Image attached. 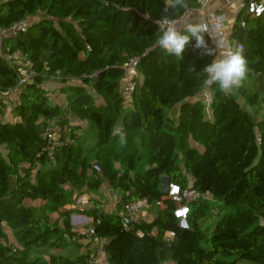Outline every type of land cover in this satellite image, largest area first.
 Instances as JSON below:
<instances>
[{
  "label": "trees",
  "instance_id": "obj_1",
  "mask_svg": "<svg viewBox=\"0 0 264 264\" xmlns=\"http://www.w3.org/2000/svg\"><path fill=\"white\" fill-rule=\"evenodd\" d=\"M167 3L0 0V27L32 20L26 31L5 37L0 50V92L21 91L13 121L3 117L0 100V146L6 147L0 152V264H87L90 250L64 252L81 249L87 238L71 222L82 211L73 206V194L97 191L104 181L119 196L117 210L141 198L158 209L153 221L130 229L97 203L87 211L95 236L109 240L104 264H264V117L241 102L255 111L263 107L264 13L232 27L235 47L244 45L247 77L224 94L200 72L218 52L208 33L214 56L194 49L195 40L182 59L156 45V20L165 18ZM195 4L186 0L166 15L179 18ZM9 51L32 61L30 78L19 87L18 66L2 55ZM135 56L140 80L128 103L124 65ZM53 77L66 93V108L54 105L43 87ZM71 116L89 124L72 125ZM48 121L62 138L75 140L57 147L53 158L41 138ZM163 176L182 187L191 181L201 193L188 204L185 225L162 190ZM205 195L224 207L211 230L204 227L212 211ZM167 232L174 233L169 240Z\"/></svg>",
  "mask_w": 264,
  "mask_h": 264
},
{
  "label": "built area",
  "instance_id": "obj_2",
  "mask_svg": "<svg viewBox=\"0 0 264 264\" xmlns=\"http://www.w3.org/2000/svg\"><path fill=\"white\" fill-rule=\"evenodd\" d=\"M196 4L193 7L188 8L185 13L175 20L177 21V27L182 29V22L188 15L194 13L198 24L206 29H214L217 24L220 25L219 34L214 38L217 42L222 39L228 47L235 48L234 41L231 38L230 23L231 16H235L236 21L245 26V17L247 15L261 16L264 13V0H223L222 9H211L212 0H195ZM164 18L156 20V23L161 25ZM32 24L30 17H26L19 22H16L9 27H0V50L5 37L9 35H16L20 32L26 31ZM4 58L12 65L18 66L19 70V85L24 84L30 78L29 67L32 65L27 54L19 53L17 51H9L2 54ZM140 56H135L130 61L125 63L124 68L126 74L124 77L125 83L123 85V92L126 101L130 103L131 95L135 86L139 83V77L135 74V70L138 66ZM262 96H263V109H264V77L262 79ZM205 102L209 107L210 99L206 97ZM210 108H208L209 110ZM41 138L47 141L46 150L51 158L54 156L55 149L59 146L67 147L75 142L73 138H62L60 136V130L56 127L54 121H48L42 128ZM176 204L174 214L180 220H186L189 203L201 197V193L198 192L192 185L182 187L181 185L170 183L169 191L167 193ZM204 196V195H203ZM207 195H205L206 197ZM159 205V202H157ZM152 204L148 198L136 199L126 202L118 211L117 214L122 218L123 226L130 229L133 224H141L145 222V218L142 215V211L151 207ZM185 225V224H184ZM77 229L81 234L87 236L90 244H92L93 253L87 264H104L107 261L106 245L109 242L108 238L95 236V228L91 224L85 228L81 226ZM174 236L173 232L166 233V240L171 239ZM173 264V263H164Z\"/></svg>",
  "mask_w": 264,
  "mask_h": 264
},
{
  "label": "clouds",
  "instance_id": "obj_3",
  "mask_svg": "<svg viewBox=\"0 0 264 264\" xmlns=\"http://www.w3.org/2000/svg\"><path fill=\"white\" fill-rule=\"evenodd\" d=\"M170 7L173 9L186 7V0H168L163 8L165 18L159 28L160 34L156 45L166 54L182 59L186 46L195 40L194 49H200L203 54L214 56V48L209 47L204 34L208 33L213 41L219 34L220 25L217 24L214 29L209 30L199 24L189 23L181 30L177 27V21L166 15ZM216 47L223 51L220 52L218 58H213L211 63L206 64L200 72L205 75L207 85L216 84L220 92L229 94L242 87L247 77L244 45L238 44L232 49L221 39ZM120 142L121 144L125 142L123 135H121Z\"/></svg>",
  "mask_w": 264,
  "mask_h": 264
},
{
  "label": "crops",
  "instance_id": "obj_4",
  "mask_svg": "<svg viewBox=\"0 0 264 264\" xmlns=\"http://www.w3.org/2000/svg\"><path fill=\"white\" fill-rule=\"evenodd\" d=\"M262 1L263 0H261L259 2H262ZM222 4H223V0H212L211 9L219 11V10L222 9ZM256 17H258V16H256ZM231 21H232V23H230L229 26L232 29L233 25L237 22L235 16H231ZM189 23L198 24V21H197V18H196V14L192 13V14L188 15L187 18H185L183 20V22H182V28H185ZM219 40H221V39H219ZM218 41L216 42V44L218 43ZM221 51H223V49L218 48V52L216 54V58L219 57V54H220ZM50 82H51V79H48V80L45 81V83L43 85L44 89L47 92V95L50 98V100L52 101V103L54 105H59V106H61L63 108H66L67 107L66 93L61 91L62 85H59V87H58V86L53 85V83H50ZM54 83H57V81H54ZM124 83H125V80H124ZM20 92L21 91L19 89H14V90H11V91H8V92H0V100H2L6 104L7 100H10L11 97L15 93L19 95ZM202 96L209 97V99H210L209 90H205L203 92ZM244 106L247 107L246 105H244ZM5 109H7V108L5 107ZM247 109L249 110V107H247ZM251 109L254 110V108H251ZM262 109H263V107H262ZM249 111L252 112V110H249ZM5 112H6V110H5ZM8 113H9L8 116H4L5 120L13 121L14 117L12 115L11 109H10V112H8ZM257 116H258V119H261V118L264 117L261 114H258ZM71 124L75 125V126L80 125V126L86 127L89 123L86 122V121H80V120L76 119L75 117L72 118V116H71ZM82 130L83 129L81 127L76 128V131L80 135L83 134ZM109 191H111L114 194V204L112 205V209H104V208L101 207V205H100V209L104 210L106 212H110V213H117V211H118L117 210V203L119 201V196L112 189H110ZM75 193L77 194L79 192H75ZM73 206L81 209L82 211H79V212L74 213L73 215H71V218H73L74 215H75L74 217L77 216L76 217L77 218L76 219L77 222L76 223L72 222V224L75 225L76 227H77L76 224H79V226H81L82 228H85V227L89 226L91 224V218L89 217L87 211H89L92 208H94L95 207V203L93 202L92 206L91 205H87V209L86 210H84L83 208H80L78 206H75V205H73ZM67 208H69V207H67ZM157 211H158L157 207L155 205H152L151 207H149L147 209H144L142 211V215H143V217L145 218V220L147 222H151V221H153L156 218ZM56 217H57V215L55 214L53 216V218H56ZM80 243L82 244V248L81 249H76L75 248V251H74V253L72 255H74V254H76L78 252L79 253L80 252H82V253L83 252H87V250H90L91 254L93 253V248H92L93 246H92V244H90L88 238L81 240Z\"/></svg>",
  "mask_w": 264,
  "mask_h": 264
},
{
  "label": "rangeland",
  "instance_id": "obj_5",
  "mask_svg": "<svg viewBox=\"0 0 264 264\" xmlns=\"http://www.w3.org/2000/svg\"><path fill=\"white\" fill-rule=\"evenodd\" d=\"M50 79H51L50 83H53V85L58 86V87H59V85H61L59 78L53 77ZM54 81H57V83H54ZM44 83H43V85H44ZM20 101H21V96H20V94L18 95L16 93L11 97L10 100H7V103H6L7 109H5L6 114L4 116H8L9 115L8 112H10V109L13 108L15 105L19 104ZM241 102L243 105H246V103L244 101L241 100ZM249 110H252V112L257 114V115L261 114L264 116V110L262 108L259 109V111H255V109L253 110L249 107ZM72 118H73V116H72ZM0 152L5 155L6 154V147L0 146ZM109 190H110V188L108 187L107 183L104 181L103 186L97 191H91L88 189H83V191L81 193L76 194L74 192L73 204L75 206H78V207L86 210L87 205L92 206V204L94 202L95 204L97 203V204L101 205V207L104 209H112V205L114 204V194ZM207 197H208V201H209V204L211 206L212 211H211L209 218L204 222V227L211 230L214 227L217 220L222 216V214L224 212V209H223L224 207H223V203L221 201L213 198L211 195H207ZM52 216H54V215H52ZM74 216H73V218H71V222L76 223L77 222V220H76L77 216L76 217H74ZM183 223H185V221L181 220V224H183ZM76 225L78 227H80L79 224H76ZM6 233L8 235V241L16 244L15 239H14V237L11 234L9 229H6ZM74 251H75V249L72 248L70 251H64V252L73 254ZM238 264H254V263L249 262V261H242Z\"/></svg>",
  "mask_w": 264,
  "mask_h": 264
},
{
  "label": "water",
  "instance_id": "obj_6",
  "mask_svg": "<svg viewBox=\"0 0 264 264\" xmlns=\"http://www.w3.org/2000/svg\"><path fill=\"white\" fill-rule=\"evenodd\" d=\"M94 167L97 168L98 170L100 169V165L96 162L94 164ZM161 183H162V190L164 193H168L169 191V186H170V178L168 176H163L161 179ZM185 223H183L184 225ZM157 230H154V233H156Z\"/></svg>",
  "mask_w": 264,
  "mask_h": 264
}]
</instances>
